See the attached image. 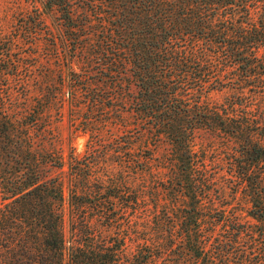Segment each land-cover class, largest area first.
<instances>
[{
    "label": "trees",
    "instance_id": "obj_1",
    "mask_svg": "<svg viewBox=\"0 0 264 264\" xmlns=\"http://www.w3.org/2000/svg\"><path fill=\"white\" fill-rule=\"evenodd\" d=\"M27 4L0 34V264H264V0Z\"/></svg>",
    "mask_w": 264,
    "mask_h": 264
},
{
    "label": "rangeland",
    "instance_id": "obj_2",
    "mask_svg": "<svg viewBox=\"0 0 264 264\" xmlns=\"http://www.w3.org/2000/svg\"><path fill=\"white\" fill-rule=\"evenodd\" d=\"M31 7L27 4V0H0V34L7 35L12 30L20 14L27 13ZM224 96L215 94L213 99L216 102H221ZM255 105H263L262 103H254ZM250 106V103H249ZM255 108V106H254ZM63 118L60 122H56V137L59 140V148L63 152L65 158L68 160L72 155L79 159L84 160L88 151V144L91 140L90 134L81 131H76L74 127L70 126L69 116L67 113V106L64 110ZM55 115V112L53 113ZM55 119V117H53ZM106 147V146H104ZM221 150L217 149L215 154H220ZM216 155H211L210 159H216ZM214 168H223V164L215 162L211 164ZM1 203V201H0ZM130 222V224H128ZM125 226L130 225L131 229H127L126 233L130 235L128 242L129 253L136 250L137 244L141 241L142 237L146 235L145 224L141 216L131 214L128 219L124 220ZM145 232V233H144ZM171 261H173L171 259Z\"/></svg>",
    "mask_w": 264,
    "mask_h": 264
}]
</instances>
